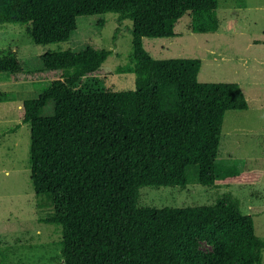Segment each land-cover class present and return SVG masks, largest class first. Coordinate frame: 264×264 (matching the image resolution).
<instances>
[{
    "label": "trees",
    "instance_id": "trees-1",
    "mask_svg": "<svg viewBox=\"0 0 264 264\" xmlns=\"http://www.w3.org/2000/svg\"><path fill=\"white\" fill-rule=\"evenodd\" d=\"M218 9L219 0H0V26H28L37 45L68 42L81 17L113 13L133 23L134 91L78 89L84 78L106 75L109 53L92 47L48 52L31 70L16 55L0 57L9 80L50 82L23 103L12 132L30 125L31 183L52 209L42 221L62 229L64 264H262L264 240L236 200L138 206L143 187L257 179L218 163L227 112L249 109L242 87L201 83V60H156L143 48L145 38L176 37L187 14L193 33H216ZM199 240L214 252L201 253Z\"/></svg>",
    "mask_w": 264,
    "mask_h": 264
},
{
    "label": "rangeland",
    "instance_id": "rangeland-1",
    "mask_svg": "<svg viewBox=\"0 0 264 264\" xmlns=\"http://www.w3.org/2000/svg\"><path fill=\"white\" fill-rule=\"evenodd\" d=\"M220 27L216 33L191 30L192 15L175 28L176 37L143 39L144 50L156 60L199 59L201 83H237L249 103L246 111L227 112L218 163L253 173L256 181L205 187H143L138 206L163 208L225 205L231 200L255 221L257 236L264 240V0H219ZM28 26H0V57L16 55L25 69H39L48 52H80L88 47L109 53L105 76L84 78L78 89L93 86L102 91L136 89V75L129 70L133 58V23L117 14L78 19L77 31L68 42L37 45ZM50 82H13L0 75V264H64L62 229L42 220L52 209L46 196L37 197L31 183L30 125H21L23 103L36 99ZM204 254L214 247L197 242ZM264 264V253L262 258Z\"/></svg>",
    "mask_w": 264,
    "mask_h": 264
}]
</instances>
